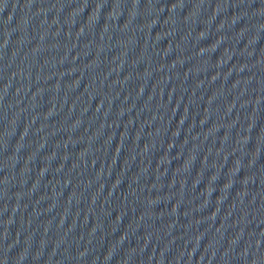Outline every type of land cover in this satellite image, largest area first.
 Segmentation results:
<instances>
[{
	"label": "water",
	"instance_id": "1",
	"mask_svg": "<svg viewBox=\"0 0 264 264\" xmlns=\"http://www.w3.org/2000/svg\"><path fill=\"white\" fill-rule=\"evenodd\" d=\"M0 264H264V0H0Z\"/></svg>",
	"mask_w": 264,
	"mask_h": 264
}]
</instances>
